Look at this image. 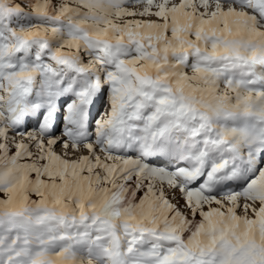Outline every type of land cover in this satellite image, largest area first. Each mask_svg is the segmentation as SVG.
<instances>
[{
    "label": "snow or ice",
    "instance_id": "snow-or-ice-1",
    "mask_svg": "<svg viewBox=\"0 0 264 264\" xmlns=\"http://www.w3.org/2000/svg\"><path fill=\"white\" fill-rule=\"evenodd\" d=\"M0 264H264V0H0Z\"/></svg>",
    "mask_w": 264,
    "mask_h": 264
},
{
    "label": "rangeland",
    "instance_id": "rangeland-1",
    "mask_svg": "<svg viewBox=\"0 0 264 264\" xmlns=\"http://www.w3.org/2000/svg\"><path fill=\"white\" fill-rule=\"evenodd\" d=\"M129 6L132 7V5H129ZM94 113H95V111H94ZM32 127H34V126L33 125H29V128H32ZM55 134L59 135V129L56 130ZM57 150L59 151V148H57Z\"/></svg>",
    "mask_w": 264,
    "mask_h": 264
}]
</instances>
